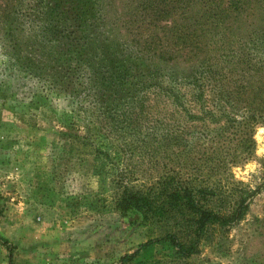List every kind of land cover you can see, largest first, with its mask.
<instances>
[{"label": "trees", "instance_id": "1", "mask_svg": "<svg viewBox=\"0 0 264 264\" xmlns=\"http://www.w3.org/2000/svg\"><path fill=\"white\" fill-rule=\"evenodd\" d=\"M114 1L0 0L1 47L18 79L37 81L32 94L39 107L55 94L76 99L85 84L94 87L91 109L103 116L95 129L88 123L90 135L59 131L62 141L107 159L102 148L148 151L154 160H167L149 183L135 184V177L116 182L115 209L137 215L157 235L113 264H211L200 256L212 246L214 229L237 224L249 205L241 198L227 206L224 187L197 176L194 163L188 169L191 158L183 155L194 149L188 123L207 83L218 111L226 114L225 108H240L241 102L244 125L264 120V84L258 81L252 100L246 99L247 87L226 89L225 73L235 65L229 52L263 0H123V12L111 21ZM172 63L184 65L189 75L164 77L156 70ZM232 115L229 122L238 124L242 116Z\"/></svg>", "mask_w": 264, "mask_h": 264}, {"label": "rangeland", "instance_id": "2", "mask_svg": "<svg viewBox=\"0 0 264 264\" xmlns=\"http://www.w3.org/2000/svg\"><path fill=\"white\" fill-rule=\"evenodd\" d=\"M122 1L113 2L109 20L123 12ZM255 12L229 52L235 65L225 70L226 89L247 87L246 99L251 100L258 81L264 84V0ZM185 68L156 66L164 77L187 76ZM18 77L0 43V99L8 95L0 103V264H113L155 237L137 215L122 216L115 209L114 193L121 179L151 182L166 169L167 160L156 155L154 160L148 151L131 155L102 148L107 159L92 148L62 141L59 131L90 135L88 123L95 129L97 116H103L104 111L91 109L94 87L85 84L76 99L55 94L42 108L32 94L39 90L37 81ZM206 85L202 104L192 108L197 116L188 123L194 149L183 156L191 158L188 169L194 163L197 176L224 187L227 206L246 198L249 207L237 224L214 229L213 244L204 248L200 260L264 264V120L252 128L244 125L241 102L240 108H225L226 114L218 111ZM188 89L182 85V93ZM232 113L242 116L238 124L229 122ZM213 205L216 209L219 200Z\"/></svg>", "mask_w": 264, "mask_h": 264}]
</instances>
